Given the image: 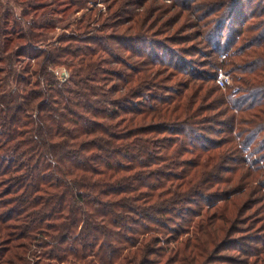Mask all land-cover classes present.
I'll list each match as a JSON object with an SVG mask.
<instances>
[{"label": "trees", "instance_id": "obj_1", "mask_svg": "<svg viewBox=\"0 0 264 264\" xmlns=\"http://www.w3.org/2000/svg\"><path fill=\"white\" fill-rule=\"evenodd\" d=\"M213 13L224 90L192 70L166 85L134 34L124 72L79 41L41 57L45 88L0 98V264H264V208L258 234L239 228L251 195L264 206V0ZM63 58L59 83L45 72Z\"/></svg>", "mask_w": 264, "mask_h": 264}, {"label": "rangeland", "instance_id": "obj_2", "mask_svg": "<svg viewBox=\"0 0 264 264\" xmlns=\"http://www.w3.org/2000/svg\"><path fill=\"white\" fill-rule=\"evenodd\" d=\"M219 1L71 0L70 5L66 0H0V98L12 94L18 87L22 88L23 83L32 90L36 89L37 83L43 88L44 85H40L43 77H39L37 70L41 57L63 46H84L79 41L92 42L95 39L97 44L89 43V46L97 49L105 47L110 54L102 57L110 65H101V68L124 72L126 67L119 61L132 65L142 60L129 55L122 48L130 39L129 36L134 34L139 35L140 41L147 43L152 59L178 69L175 73L176 70L165 69V66L153 67L154 71H158V78L165 79L168 76L166 85L187 82V75L192 70L205 77L215 76L216 80L226 76L228 83L224 88L219 87L216 81L205 85L224 90L234 84L228 73L231 67H226L223 56L218 57V53H221L219 48L211 47L215 39L208 31L212 25H203L214 21L219 15L213 13ZM117 7H120V11ZM114 12H117L116 16L109 18ZM69 38L73 39L68 41ZM134 50L138 48L135 46ZM64 60L46 66L45 73L54 81H58L63 73H67L68 78L70 76L67 67L61 65ZM238 61L234 58L230 62L237 67L240 64ZM228 165L234 166L235 163ZM13 178L18 180L17 173L13 172L5 180L10 182ZM251 196L256 207L251 209V213L245 211L241 215L245 223L239 228L243 232L250 233V229L258 234L263 220L253 210L264 206L258 204V200H262L259 193ZM195 205L186 206L196 209L201 203Z\"/></svg>", "mask_w": 264, "mask_h": 264}, {"label": "built area", "instance_id": "obj_3", "mask_svg": "<svg viewBox=\"0 0 264 264\" xmlns=\"http://www.w3.org/2000/svg\"><path fill=\"white\" fill-rule=\"evenodd\" d=\"M67 79H68L67 73H63V74H61L58 77V81L59 82H62V83L65 82ZM226 79H227L226 76H224V77H218L217 80H216L217 85L219 87H221V88H224L226 86V84L228 83Z\"/></svg>", "mask_w": 264, "mask_h": 264}]
</instances>
